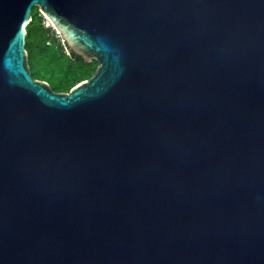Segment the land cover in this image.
<instances>
[{
    "label": "water",
    "instance_id": "1",
    "mask_svg": "<svg viewBox=\"0 0 264 264\" xmlns=\"http://www.w3.org/2000/svg\"><path fill=\"white\" fill-rule=\"evenodd\" d=\"M0 264H264V0H0Z\"/></svg>",
    "mask_w": 264,
    "mask_h": 264
},
{
    "label": "trees",
    "instance_id": "2",
    "mask_svg": "<svg viewBox=\"0 0 264 264\" xmlns=\"http://www.w3.org/2000/svg\"><path fill=\"white\" fill-rule=\"evenodd\" d=\"M33 26V20L26 26L25 44V49L28 54V64L33 79L46 81L54 92H67L75 86V83L72 84V81L74 76L79 72L88 78L94 74L93 72H95L96 68L93 62L86 63L80 56L73 52L66 56L58 52L59 50L54 51V53H49L46 47L34 49V44L29 42ZM44 36L42 32V37ZM42 41H44V38ZM64 46L67 50L66 44ZM38 58H40V64H42L41 68H36L34 65V60ZM52 61L55 63V67L64 71V73L61 72V75H54L53 71L49 68Z\"/></svg>",
    "mask_w": 264,
    "mask_h": 264
},
{
    "label": "rangeland",
    "instance_id": "3",
    "mask_svg": "<svg viewBox=\"0 0 264 264\" xmlns=\"http://www.w3.org/2000/svg\"><path fill=\"white\" fill-rule=\"evenodd\" d=\"M46 18H47L46 16L45 17L42 16V13L38 10V8L33 9L31 21L33 20L34 26L32 28V34L29 38V42L34 44V49L46 47L49 53H54V51L59 50L58 52H60L62 55L68 56V52L64 46V43L62 42L60 36L57 34L58 32L57 33L55 32L57 30L54 27L53 29L51 27H48V22ZM42 32H43V36L44 34H46L44 37H42ZM43 38L44 41H42ZM91 62H93L94 67L97 68L98 63L95 62L94 60H92ZM34 65L36 68L42 67V64H40V58L34 60ZM49 68L53 71L54 75H61V72L64 73V71L59 70L58 68L55 67V63L53 61L51 62ZM89 78L86 75H83L81 72H79L74 76L72 84L75 83L74 85H77L78 83L87 80ZM70 90L71 88L67 92H69ZM67 92H61V93H67Z\"/></svg>",
    "mask_w": 264,
    "mask_h": 264
},
{
    "label": "built area",
    "instance_id": "4",
    "mask_svg": "<svg viewBox=\"0 0 264 264\" xmlns=\"http://www.w3.org/2000/svg\"><path fill=\"white\" fill-rule=\"evenodd\" d=\"M41 13H42V12H41ZM42 16L45 17L43 13H42ZM46 19H47V22H48L49 19H48V18H46ZM50 23H51V22H50ZM48 27H51V28L53 29L54 26H53L52 24H49V22H48ZM55 32L57 33V31H55ZM57 34H58V33H57ZM58 35H59V34H58Z\"/></svg>",
    "mask_w": 264,
    "mask_h": 264
},
{
    "label": "bare ground",
    "instance_id": "5",
    "mask_svg": "<svg viewBox=\"0 0 264 264\" xmlns=\"http://www.w3.org/2000/svg\"><path fill=\"white\" fill-rule=\"evenodd\" d=\"M48 22H49V24H51L49 20H48Z\"/></svg>",
    "mask_w": 264,
    "mask_h": 264
}]
</instances>
